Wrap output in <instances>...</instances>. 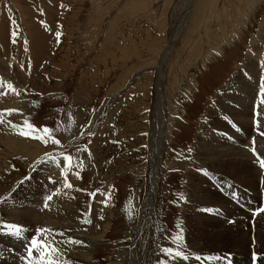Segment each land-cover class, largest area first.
<instances>
[{
  "label": "rangeland",
  "instance_id": "rangeland-1",
  "mask_svg": "<svg viewBox=\"0 0 264 264\" xmlns=\"http://www.w3.org/2000/svg\"><path fill=\"white\" fill-rule=\"evenodd\" d=\"M262 77L264 0H0V264H261Z\"/></svg>",
  "mask_w": 264,
  "mask_h": 264
},
{
  "label": "snow or ice",
  "instance_id": "snow-or-ice-1",
  "mask_svg": "<svg viewBox=\"0 0 264 264\" xmlns=\"http://www.w3.org/2000/svg\"><path fill=\"white\" fill-rule=\"evenodd\" d=\"M59 35L60 34L57 33V36H59ZM262 80H264V77H262ZM9 87H11V85H9ZM260 91H261V94L264 95V85H262ZM262 102H264V101H262ZM26 127H27L28 131H24L23 127H22L20 132H19L20 135L28 136L30 134H32V135L35 134L36 129H34L32 124H28L26 122ZM42 132L44 133L43 137L35 136L34 138H36L38 140L42 139V138L44 140H47L50 136V129L47 127H44L42 129ZM52 142L54 144L60 143V141L56 140V139H54ZM189 151H191V149H189ZM63 159H64V162L67 163V162H70L71 157L68 155H65ZM259 163H260V167L264 168V159H260ZM201 171H203V169H201ZM49 179H51V178H49ZM65 186L67 187L69 185H65ZM181 198H183V197H181ZM45 199L48 200V199H51V197H46ZM205 211H212V210L211 209H205ZM22 227H23L22 225H19L17 223L0 224V229L6 230L7 235L14 236L17 239H21ZM36 232L43 234L45 232V229L38 228V229H36ZM42 238H43L42 235H40V236L33 235L32 236L30 245L25 249L26 256L22 255L20 257V259L22 261H25V264H58V262L51 256V253L58 251V249H56L54 246L49 247L46 241L42 244L40 242ZM179 239H181L180 236L177 237V240H179ZM70 241H71V238H70ZM74 242L77 244L81 243V241H78V240H76ZM35 249H40V252H39V258L36 261H33L32 256H33V252ZM45 249H47V251H45ZM163 251L168 255H172L174 253V255L176 257H180L184 260L189 259V257L186 254H184L182 251H180L179 249L174 250L173 248H166ZM195 259L199 260L200 257L197 255V256H195ZM256 261H257V253L253 252L252 253L253 264H256ZM261 264H264V261H262Z\"/></svg>",
  "mask_w": 264,
  "mask_h": 264
},
{
  "label": "bare ground",
  "instance_id": "bare-ground-1",
  "mask_svg": "<svg viewBox=\"0 0 264 264\" xmlns=\"http://www.w3.org/2000/svg\"><path fill=\"white\" fill-rule=\"evenodd\" d=\"M193 2V1H192ZM233 16V15H232ZM261 30V29H260ZM43 34V33H42ZM257 35V34H256ZM258 36V35H257ZM36 37V36H35ZM213 38V37H212ZM173 39V38H172ZM259 39V38H258ZM171 40V39H170ZM258 41V40H257ZM257 44V43H256ZM35 45H37V44H35ZM252 45V44H251ZM255 46V45H254ZM250 48V47H249ZM251 49H252V47H251ZM259 49V48H258ZM250 52L251 53H253V49H252V51L250 50ZM250 52H248V53H250ZM99 53V52H98ZM250 53V54H251ZM164 55H165V52L163 53ZM162 54V55H163ZM249 55V54H248ZM247 55V56H248ZM161 58H160V62H162L163 60H164V56L162 57V56H160ZM251 57V56H250ZM252 57H254V56H252ZM255 58V57H254ZM249 63V62H248ZM251 65V64H250ZM252 66V65H251ZM252 71V70H251ZM250 71V72H251ZM126 76V75H125ZM37 79V78H36ZM230 80V79H229ZM245 91V90H244ZM255 91V90H254ZM13 104H14V102H13ZM129 107H131V106H129ZM121 110V109H120ZM92 111V110H91ZM113 121H114V119H113ZM114 123V122H113ZM108 132V131H107ZM124 132V131H123ZM256 140V139H255ZM6 142H7V147H9V148H12L13 150H14V148L19 152V153H21L22 154V150H21V148L23 147L22 146V144L20 145V141L19 140H17V139H15V138H13V137H6ZM28 143V142H27ZM4 144V143H3ZM31 144V143H30ZM22 146V147H21ZM25 146H26V144H25ZM117 147V146H116ZM120 148V147H119ZM23 150H26V148L25 147H23L22 148ZM32 149V148H31ZM115 149V148H114ZM7 150V149H6ZM115 151H117L116 153H114V157H115V159L116 158H118V157H120L121 156V153L117 150V148L114 150V152ZM23 153H25V152H23ZM28 153H31V152H28ZM102 154V157H107V158H109V156H112V150L110 149V148H106L105 150H103L102 152H101ZM205 155V154H204ZM19 156V155H18ZM66 164V163H65ZM118 164H119V162H118ZM209 168V167H208ZM153 173H154V170H153ZM153 177V176H152ZM200 178V177H199ZM154 183V182H153ZM155 184V183H154ZM152 189H153V187H152ZM151 189V190H152ZM154 189H155V187H154ZM199 189V188H198ZM154 194V193H153ZM215 201V200H214ZM211 203V202H210ZM149 204H150V202H149ZM231 205V204H230ZM221 206V205H220ZM73 208V207H72ZM222 209V208H221ZM250 219V218H249ZM210 220V219H209ZM239 221V220H238ZM211 222V221H210ZM246 225V224H245ZM237 228H238V226H237ZM235 229V228H234ZM243 233V232H242ZM264 236V235H263ZM257 241V240H256ZM190 245V244H189ZM255 245V244H254ZM264 252V251H263ZM247 253V252H246ZM248 254H249V252H248ZM244 255H247V254H244Z\"/></svg>",
  "mask_w": 264,
  "mask_h": 264
}]
</instances>
